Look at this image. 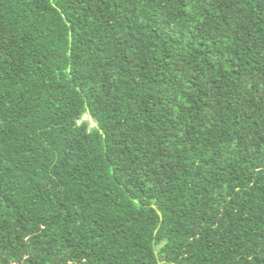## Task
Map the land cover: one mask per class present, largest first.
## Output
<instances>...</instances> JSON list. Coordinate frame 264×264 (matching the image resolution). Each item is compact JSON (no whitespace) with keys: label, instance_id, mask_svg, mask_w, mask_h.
<instances>
[{"label":"trees","instance_id":"1","mask_svg":"<svg viewBox=\"0 0 264 264\" xmlns=\"http://www.w3.org/2000/svg\"><path fill=\"white\" fill-rule=\"evenodd\" d=\"M0 264H264V0H0Z\"/></svg>","mask_w":264,"mask_h":264},{"label":"rangeland","instance_id":"2","mask_svg":"<svg viewBox=\"0 0 264 264\" xmlns=\"http://www.w3.org/2000/svg\"><path fill=\"white\" fill-rule=\"evenodd\" d=\"M83 120H89L88 117L84 116ZM91 126H93L94 124L92 122H90Z\"/></svg>","mask_w":264,"mask_h":264}]
</instances>
